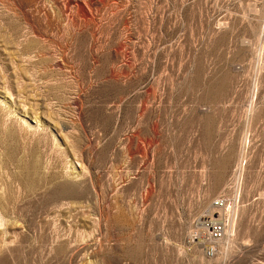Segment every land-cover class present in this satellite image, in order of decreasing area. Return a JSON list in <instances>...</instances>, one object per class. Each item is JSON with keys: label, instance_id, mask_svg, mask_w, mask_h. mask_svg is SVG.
I'll return each instance as SVG.
<instances>
[{"label": "rangeland", "instance_id": "obj_1", "mask_svg": "<svg viewBox=\"0 0 264 264\" xmlns=\"http://www.w3.org/2000/svg\"><path fill=\"white\" fill-rule=\"evenodd\" d=\"M0 197V264H264V0H0Z\"/></svg>", "mask_w": 264, "mask_h": 264}, {"label": "built area", "instance_id": "obj_2", "mask_svg": "<svg viewBox=\"0 0 264 264\" xmlns=\"http://www.w3.org/2000/svg\"><path fill=\"white\" fill-rule=\"evenodd\" d=\"M223 199H216L215 206L220 207L223 205ZM204 227L206 228V245H205V253L207 256H212L216 250V241L222 236L224 226L222 220L216 217H206L204 221H202Z\"/></svg>", "mask_w": 264, "mask_h": 264}, {"label": "bare ground", "instance_id": "obj_3", "mask_svg": "<svg viewBox=\"0 0 264 264\" xmlns=\"http://www.w3.org/2000/svg\"><path fill=\"white\" fill-rule=\"evenodd\" d=\"M2 199H1V197H0V206H1V203H2V201H1ZM229 209V208H228ZM224 210V209H223ZM225 211V210H224ZM231 211H232V209H231ZM229 216H232V214L231 213H229L228 214V217ZM233 217V216H232ZM224 219V218H223ZM230 219V218H229ZM229 219H228V221H229ZM233 219V218H232ZM226 221V219H224V222ZM224 225H227L226 223L224 224ZM229 227V226H228ZM232 227V226H231ZM224 231H225V229H224ZM200 240V239H199Z\"/></svg>", "mask_w": 264, "mask_h": 264}]
</instances>
